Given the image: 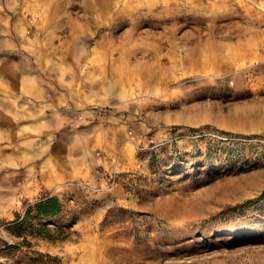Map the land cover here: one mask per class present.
Instances as JSON below:
<instances>
[{
  "label": "rangeland",
  "instance_id": "rangeland-1",
  "mask_svg": "<svg viewBox=\"0 0 264 264\" xmlns=\"http://www.w3.org/2000/svg\"><path fill=\"white\" fill-rule=\"evenodd\" d=\"M0 264H264V0H0Z\"/></svg>",
  "mask_w": 264,
  "mask_h": 264
},
{
  "label": "trees",
  "instance_id": "trees-1",
  "mask_svg": "<svg viewBox=\"0 0 264 264\" xmlns=\"http://www.w3.org/2000/svg\"><path fill=\"white\" fill-rule=\"evenodd\" d=\"M62 210V203L56 195L43 196L34 203L27 206L24 214L21 216L16 212L15 217L11 220L10 225L14 229L15 234L21 235L24 230L33 228L31 220L43 217L49 218L59 214ZM49 228L42 226L38 230L47 233Z\"/></svg>",
  "mask_w": 264,
  "mask_h": 264
}]
</instances>
